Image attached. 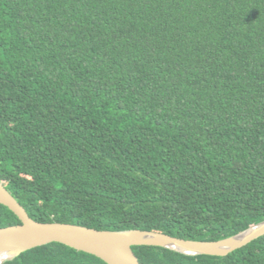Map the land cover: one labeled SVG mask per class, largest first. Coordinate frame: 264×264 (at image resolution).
I'll return each mask as SVG.
<instances>
[{
	"label": "trees",
	"instance_id": "1",
	"mask_svg": "<svg viewBox=\"0 0 264 264\" xmlns=\"http://www.w3.org/2000/svg\"><path fill=\"white\" fill-rule=\"evenodd\" d=\"M0 182L40 223L212 242L264 222V0H0ZM133 251L264 264V237ZM6 264L107 263L51 243Z\"/></svg>",
	"mask_w": 264,
	"mask_h": 264
},
{
	"label": "water",
	"instance_id": "2",
	"mask_svg": "<svg viewBox=\"0 0 264 264\" xmlns=\"http://www.w3.org/2000/svg\"><path fill=\"white\" fill-rule=\"evenodd\" d=\"M0 204L8 207L21 224L0 228V257L6 264L21 254L51 243H60L94 255L107 264H141L133 247H162L190 256L226 257L264 237V222L220 241H194L144 230L107 231L75 224L40 223L0 182Z\"/></svg>",
	"mask_w": 264,
	"mask_h": 264
},
{
	"label": "bare ground",
	"instance_id": "3",
	"mask_svg": "<svg viewBox=\"0 0 264 264\" xmlns=\"http://www.w3.org/2000/svg\"><path fill=\"white\" fill-rule=\"evenodd\" d=\"M2 262V258L0 257V263Z\"/></svg>",
	"mask_w": 264,
	"mask_h": 264
}]
</instances>
